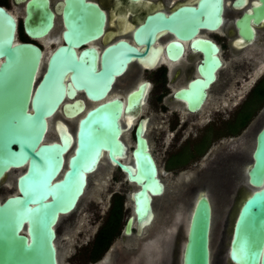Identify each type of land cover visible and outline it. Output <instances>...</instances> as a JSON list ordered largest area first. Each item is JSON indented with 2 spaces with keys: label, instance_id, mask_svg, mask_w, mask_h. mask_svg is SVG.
I'll return each mask as SVG.
<instances>
[{
  "label": "water",
  "instance_id": "1",
  "mask_svg": "<svg viewBox=\"0 0 264 264\" xmlns=\"http://www.w3.org/2000/svg\"><path fill=\"white\" fill-rule=\"evenodd\" d=\"M252 9L258 18L264 16V0ZM221 10L222 0H198L196 5H182L168 14H148L133 33L146 48L119 39L104 47L97 61L95 47L79 52L75 47L103 32L105 11L94 1L63 0L65 44L51 52L43 70L42 49L15 38V17L0 5V184L10 169L20 170L17 191L0 200V264H60L57 224L76 208L89 175L103 160L120 167L132 186V211L124 233L130 235L136 224L137 233L142 234L153 218L154 200L169 193L145 136L144 120L135 127L131 147L123 139L122 116L143 103L146 82L128 91L125 99L109 95V90L132 58L144 60L159 31L167 29L179 38H189L199 27H216ZM53 16L49 0H27V33L44 35L53 24ZM241 32L247 39L253 36L248 22ZM197 40L204 51L198 64L202 76L175 92L186 100L190 111L200 107L221 64L216 43L203 37ZM170 47L179 52L182 43L170 41L167 50ZM40 68L43 71L38 75ZM80 89L97 102L85 108L81 99L74 98ZM59 109L65 117L80 114L76 131L59 121L58 137L47 139L49 117ZM252 157L247 165L248 189L233 208L227 227V264H264V120L255 135ZM180 194L173 191L166 207L174 211L176 220L166 238L170 253L167 264H212L210 189L194 185L187 197Z\"/></svg>",
  "mask_w": 264,
  "mask_h": 264
},
{
  "label": "flooded vegetation",
  "instance_id": "2",
  "mask_svg": "<svg viewBox=\"0 0 264 264\" xmlns=\"http://www.w3.org/2000/svg\"><path fill=\"white\" fill-rule=\"evenodd\" d=\"M90 1L96 2L105 11L103 32L75 48L79 52L85 47H95L98 51V61L100 51L119 39L126 40L139 49L146 48L144 43L134 39L133 33L148 14L156 11L168 14L182 5H196L198 0ZM26 2L27 0H0V5H3L15 17V38L37 44L42 49L43 60L46 55L47 60L57 46L65 44L62 34L65 29L61 11L63 0H49V6L54 12L53 24L41 36H30L24 27ZM259 3L260 0H222L220 23L214 28L199 27L186 39L179 38L167 29L159 31L155 40L148 46L144 60L132 58L125 69L115 77L109 90V95L125 99L128 91L137 87L138 83L146 82L143 103L130 114L122 116L125 131L132 128L133 144L135 127L140 120H144L145 136L149 142L150 126L155 119H160L161 122L167 121L170 124L172 115L174 123L172 127H168V134L174 128L175 131L180 130L184 133L189 131L190 126L196 129L200 127L201 130L198 129L200 130L198 132L189 131L183 145H187L193 153L197 151L195 149L197 145L206 147L205 150H199L203 155L207 154L205 164L193 170L197 176L204 173L202 181H198L196 185H205L209 189L214 187L215 193L220 195L219 203L223 202L224 205L231 198V205L227 207V212L222 217L223 224L226 225L225 232L230 213L248 189L247 165L253 160L252 149L255 143V136L253 137L252 134L255 128L261 127L263 123L261 120H264V16L258 18L253 14L252 9L253 5ZM245 22H248L253 29V36L249 39L241 32L244 30ZM198 37L207 38L216 43L218 47L216 54L221 64L215 71V78L205 89L206 95L200 107L190 111L186 100L177 97L175 92L186 87L194 78L202 76L198 64L204 58V51L199 47ZM174 40L182 43L181 51L176 52L172 47L167 50V43ZM207 53L213 54V51H207ZM74 98L81 99L85 108L97 102L90 99L84 89L78 90ZM151 110H154L153 114L149 113ZM59 112L65 117L60 109L57 113ZM127 116L134 117L131 123L128 122ZM59 121L67 123L64 118L53 121L56 138ZM161 130L160 143H164L166 129ZM125 131L123 139L126 141ZM175 131L171 135L172 138H175L177 132ZM185 172L186 169L183 168L182 182L185 181ZM177 174L178 172L175 177ZM120 176H122L121 179ZM121 180L130 185L125 172L113 163V211L119 199L121 210L124 209V197L116 188V183ZM174 185L172 183L171 187L167 186V191H171L170 194L161 195L154 200L153 218L144 227L142 232L144 241H141L136 251V253L139 251L136 255L141 258L142 264H165L164 261L170 254L166 249V238L168 239L171 235L172 226L176 220L174 211L173 215L166 217L165 208L171 202ZM231 194H233L232 197L229 196ZM120 220L121 217L119 222ZM125 221L122 228L119 227V222L115 224L112 239L114 241L119 235L122 236L121 239L125 240L122 241L124 246L130 243L127 238L139 235L136 224L132 226L130 235L125 234L123 230ZM163 222H167L168 228L163 226ZM142 242L143 245L140 247ZM128 261H130L129 258Z\"/></svg>",
  "mask_w": 264,
  "mask_h": 264
},
{
  "label": "rangeland",
  "instance_id": "3",
  "mask_svg": "<svg viewBox=\"0 0 264 264\" xmlns=\"http://www.w3.org/2000/svg\"><path fill=\"white\" fill-rule=\"evenodd\" d=\"M153 111L151 110L149 113L153 114ZM57 118H64L67 124H69L71 130H76V123L66 117H63L59 112L55 114L51 120L50 132H48L46 137L47 139H55L57 136L53 131V121ZM134 121H136V119H134ZM261 122H263V119ZM173 123L174 118H172V115L170 124L167 121L161 122L160 119H155V121H153L150 126L149 143L151 151L156 157L160 176L165 180L166 186L171 187L172 183L175 184L174 187H172L173 191H181L182 194L180 195L182 197H187L188 189H190L191 186L193 187L196 185L198 181H202V177H204V173L201 174L202 176H197L193 170L205 164V157L207 154L204 153L203 155V153L200 151L193 153V155L190 156L191 150L188 149L187 145H183L184 138L189 133V131H192V133L198 132L201 130L200 127L196 129L190 126L189 131H185L184 133H182L180 130H176V132L174 128L173 131L169 132L168 134L167 129L168 127H172ZM163 128L166 129L165 133L167 135L165 137V142L160 143V135L162 133L161 129ZM258 128L259 126L253 131V137L255 136ZM174 131L176 132L175 138L178 136V139L176 140L175 138L171 137ZM131 133V127L125 131V138L129 147H131L133 144ZM195 149L205 150L206 147H204V145H197ZM176 161L183 162L178 163ZM183 168L186 169L185 183L181 180ZM19 171L20 170L16 169L10 170L3 182L0 184V200L4 199L8 194L17 191L16 175L19 174ZM177 172V177H175ZM121 178L122 176H120V179ZM116 185V188L121 191L124 197V209L122 211L119 225V227L122 228L125 219L132 211V200L128 195L129 191L132 189V186L124 180L118 181ZM210 194L213 202L210 232L212 264H227V243L229 239V228L225 232L226 225L223 224L222 217L226 214L227 207L231 205V198L224 205L223 202L219 203L218 198L220 195L215 193L214 187L210 188ZM112 195L113 166L104 160L102 161V164L99 166V168L89 175V182L86 191L79 200L76 208L70 213L63 215L57 224V245L60 264H142L140 262L141 258H138V255H136L139 253V251L138 253H136V251L141 241H144L143 233L141 235H133L127 238L129 239L130 243L126 246H124L122 242L125 240L121 239L122 236L119 235L114 239V241L112 240L108 249L98 259L91 260L88 257V247L105 215L107 214ZM229 196L232 197L233 194ZM165 209L167 214L166 217H170V215H172L170 208L168 207ZM234 213H230V219L227 224L228 227L231 225V219H233ZM164 225L166 228H168L167 222H163V226ZM142 245L143 242L140 247H142ZM130 254H132V256ZM128 258L130 261H128ZM137 260H139L138 263L136 262ZM167 261L168 259L164 261L165 264H167Z\"/></svg>",
  "mask_w": 264,
  "mask_h": 264
},
{
  "label": "trees",
  "instance_id": "4",
  "mask_svg": "<svg viewBox=\"0 0 264 264\" xmlns=\"http://www.w3.org/2000/svg\"><path fill=\"white\" fill-rule=\"evenodd\" d=\"M183 147V146H182ZM200 152L197 150L195 153ZM193 155L191 151L190 156ZM189 158V157H188ZM187 158V159H188ZM186 159V160H187ZM185 161V160H184ZM176 162H183V161H176ZM121 200L119 199L116 204V208L113 211V195L111 197V204L105 215L102 223L100 224L99 228L97 229L94 237L92 238L90 245L87 250L88 257L91 260L98 259L104 251L110 245L113 239V228H115V224H118L119 219L121 217ZM120 224V222H119Z\"/></svg>",
  "mask_w": 264,
  "mask_h": 264
},
{
  "label": "bare ground",
  "instance_id": "5",
  "mask_svg": "<svg viewBox=\"0 0 264 264\" xmlns=\"http://www.w3.org/2000/svg\"><path fill=\"white\" fill-rule=\"evenodd\" d=\"M45 53H47V52H45ZM47 56V55H46ZM46 56H45V58H44V60H42V64H41V68H42V66H43V64H44V67H45V64H46ZM39 69V73H38V75H41V73H42V71L44 70H42V69ZM42 70V71H41ZM126 94V93H125ZM118 95V94H117ZM89 106V105H88ZM57 112H55L53 115H51L50 117H49V126H48V131H47V134H46V136L45 137H47V135H48V132H50V124H51V120H52V118L55 116V114H56ZM79 115L80 114H76V115H74V116H66L68 119H70V120H72V121H74L75 123H76V128H77V120H78V117H79ZM128 117V116H127ZM133 118L134 117H131V116H129L128 117V122L129 123H131L132 122V120H133ZM127 122V123H128ZM66 126H67V128H68V130H70L69 129V127H68V125L66 124ZM54 130H56V129H54V126H53V131ZM76 131V130H75ZM75 131H74V133H75ZM104 161V160H103ZM10 170H12V169H10ZM147 226V225H146ZM145 226V227H146ZM231 264H234L233 262H230Z\"/></svg>",
  "mask_w": 264,
  "mask_h": 264
}]
</instances>
